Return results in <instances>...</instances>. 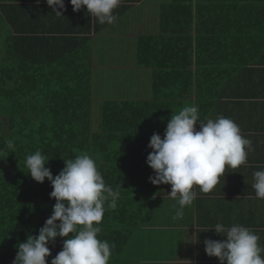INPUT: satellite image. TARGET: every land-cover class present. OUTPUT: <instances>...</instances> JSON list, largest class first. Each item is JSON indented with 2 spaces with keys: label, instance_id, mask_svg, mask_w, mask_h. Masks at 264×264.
I'll list each match as a JSON object with an SVG mask.
<instances>
[{
  "label": "trees",
  "instance_id": "obj_1",
  "mask_svg": "<svg viewBox=\"0 0 264 264\" xmlns=\"http://www.w3.org/2000/svg\"><path fill=\"white\" fill-rule=\"evenodd\" d=\"M6 3L0 0V264H13L18 244L39 234L56 203L51 182L27 173L26 157L37 150L50 159L53 176L66 166L64 159L87 153L107 185H121L118 207L105 206L98 238L115 244L109 264H124L131 231L168 185L149 180L150 138H163L168 123L157 121L185 101L198 106L202 119L214 102L208 95L218 85L215 78H238L264 56V0H174L165 6L160 32L137 42L138 63L153 73V95L146 98L96 97L88 45L74 36L28 34L34 25L12 18ZM65 239L49 244L48 264Z\"/></svg>",
  "mask_w": 264,
  "mask_h": 264
},
{
  "label": "crops",
  "instance_id": "obj_2",
  "mask_svg": "<svg viewBox=\"0 0 264 264\" xmlns=\"http://www.w3.org/2000/svg\"><path fill=\"white\" fill-rule=\"evenodd\" d=\"M173 1L121 0L114 10L117 19L113 24H100L87 13L86 6L73 11L70 0H65L66 9H61L64 15L59 17L47 0H7L5 6L12 18L22 17L34 25L28 27V34L74 36L79 38L78 44L83 40L91 52V78H103L102 59L113 54L128 76L137 72L133 68L143 69L137 59L138 39L160 32L161 12ZM4 34L0 27V44ZM215 80L218 85L208 95L214 102L202 119H232L242 135L252 141L254 151L249 152L246 164L226 169L212 192L205 194L195 187L197 198L192 206L185 207L182 219H173L179 204L168 195L170 184L153 196L131 231V247L124 253V264H220L217 257L206 254L204 244L205 239H227L215 232L217 223L225 228L234 224L249 228L264 247V199L257 198L252 187L253 173L264 170V56L242 69L238 78ZM199 127L198 123L196 128ZM261 256L264 258V252Z\"/></svg>",
  "mask_w": 264,
  "mask_h": 264
},
{
  "label": "clouds",
  "instance_id": "obj_3",
  "mask_svg": "<svg viewBox=\"0 0 264 264\" xmlns=\"http://www.w3.org/2000/svg\"><path fill=\"white\" fill-rule=\"evenodd\" d=\"M70 2L73 11L79 12L86 6L87 13L100 24H113L117 19L114 10L121 4V0ZM47 4L56 16L64 15L61 9H66L65 0H47ZM148 147L152 151L147 164L154 170L149 180L154 185H171L168 195L179 204L174 220L182 219L185 207L192 206L196 200L195 187L205 194L212 192L226 169L246 164L249 152L254 151L252 141L242 135L232 119L224 116L201 119L197 105L185 106L178 114H172L163 138L154 133ZM8 148L15 152L12 141L8 142ZM49 160L40 150L26 157L27 173L37 182L43 183L46 178L51 182L50 197L56 203L39 234L29 235L18 244L13 264H48L49 244H54L57 237L67 239L51 264H109L115 244L99 239L98 234L102 231L105 206L112 210L118 207L121 185L116 189L107 185L95 159L87 153L64 159L66 166L55 176L46 167ZM253 177L256 197L264 199V170L255 171ZM214 229L227 239H205L208 256L217 257L220 264H264L261 256L264 247L249 228L239 224L225 228L217 223Z\"/></svg>",
  "mask_w": 264,
  "mask_h": 264
},
{
  "label": "rangeland",
  "instance_id": "obj_4",
  "mask_svg": "<svg viewBox=\"0 0 264 264\" xmlns=\"http://www.w3.org/2000/svg\"><path fill=\"white\" fill-rule=\"evenodd\" d=\"M126 54L128 53L126 52ZM116 57L117 55L113 54L109 58L102 59L103 61H105L104 68L102 67L103 78H96V97L123 98L126 96H137L138 98H146L148 97V95H150L151 97L153 95L150 91L153 85L152 69L146 67H143V69H141L140 67L133 68V70L137 72L132 76H128L123 72L124 69L122 68V66H120V59H117ZM185 106H189L188 101H185L184 104L179 108L171 107L168 110H165V116L157 121V125H164L165 122L171 119L172 114H178V112Z\"/></svg>",
  "mask_w": 264,
  "mask_h": 264
}]
</instances>
